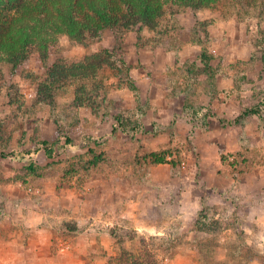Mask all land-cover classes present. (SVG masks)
I'll list each match as a JSON object with an SVG mask.
<instances>
[{
    "label": "rangeland",
    "instance_id": "obj_1",
    "mask_svg": "<svg viewBox=\"0 0 264 264\" xmlns=\"http://www.w3.org/2000/svg\"><path fill=\"white\" fill-rule=\"evenodd\" d=\"M57 41L46 62L32 53L14 67L0 54V153L75 142L35 156V171L0 157V264H108L111 232L162 264H264V0L170 8L152 29ZM105 50L126 61L123 80L105 66L59 87L55 107L43 101L55 62ZM77 98L98 105L77 109ZM204 211L220 221L214 241L195 228Z\"/></svg>",
    "mask_w": 264,
    "mask_h": 264
},
{
    "label": "trees",
    "instance_id": "obj_2",
    "mask_svg": "<svg viewBox=\"0 0 264 264\" xmlns=\"http://www.w3.org/2000/svg\"><path fill=\"white\" fill-rule=\"evenodd\" d=\"M220 2L221 0H0V54H4L6 61L14 67L26 61L32 53H36L41 61L46 62L53 54L59 36L67 37L77 44L87 41L97 42L108 30L118 33V30L129 31L133 26L152 29L170 8L198 12L214 10ZM60 63L62 64L58 65ZM105 66H110L121 80L129 70L120 54L107 50L85 58L82 63L74 62L66 65L61 61L55 62L47 69V80L45 84L43 83L47 91L42 92L43 101L55 107V100L53 102L52 99L49 103L48 99L51 96L56 97L55 92L59 87L77 84L84 80L94 81L96 74L103 71ZM127 79L132 83L129 78ZM99 89L101 90L100 87ZM76 101L77 109L85 105L91 108L98 105L95 104V100L82 101L77 98ZM115 119L122 127L123 116L117 115ZM74 143L70 135H58L53 142L44 140L29 150H23L17 154L0 153V157L27 160L29 169L35 171L37 169L35 156L44 152L47 158L52 159L57 144L68 148L74 146ZM158 159V163L165 161L164 158ZM219 224V220H215L208 211H204L199 213L195 228L198 232L213 236L214 241L219 232ZM110 236L116 240L119 253L111 257L108 264H162L154 250L145 247L128 250L126 242L116 233L111 232ZM134 237L136 236L130 238L131 242L135 239ZM217 241L218 250L221 247L219 240ZM163 244L159 242L158 247ZM204 246L201 247L202 250L209 244ZM173 247L174 244L168 248V251ZM202 250L199 252L206 258L202 259L203 261H207L214 254L206 255ZM238 252L242 255L244 251ZM247 254L251 257V261L257 258L251 252Z\"/></svg>",
    "mask_w": 264,
    "mask_h": 264
},
{
    "label": "crops",
    "instance_id": "obj_3",
    "mask_svg": "<svg viewBox=\"0 0 264 264\" xmlns=\"http://www.w3.org/2000/svg\"><path fill=\"white\" fill-rule=\"evenodd\" d=\"M74 264H79V263H76V262H75Z\"/></svg>",
    "mask_w": 264,
    "mask_h": 264
}]
</instances>
